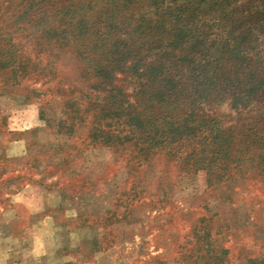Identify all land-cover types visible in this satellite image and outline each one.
Returning a JSON list of instances; mask_svg holds the SVG:
<instances>
[{
    "label": "rangeland",
    "instance_id": "rangeland-1",
    "mask_svg": "<svg viewBox=\"0 0 264 264\" xmlns=\"http://www.w3.org/2000/svg\"><path fill=\"white\" fill-rule=\"evenodd\" d=\"M23 10L0 0V264H223L202 258L208 245L228 264L264 256V175L211 182L165 152L92 138L103 104L74 28L16 23ZM210 112L239 116L228 103Z\"/></svg>",
    "mask_w": 264,
    "mask_h": 264
},
{
    "label": "trees",
    "instance_id": "trees-1",
    "mask_svg": "<svg viewBox=\"0 0 264 264\" xmlns=\"http://www.w3.org/2000/svg\"><path fill=\"white\" fill-rule=\"evenodd\" d=\"M23 6L16 23L42 30L55 18L54 30L74 28L93 102L103 104L92 118V138L165 152L189 170H207L211 182L245 169L264 175V0H23ZM223 103L239 111L226 124L210 112ZM209 246L202 258L228 264L227 248ZM254 256H246L249 264H264V256Z\"/></svg>",
    "mask_w": 264,
    "mask_h": 264
}]
</instances>
